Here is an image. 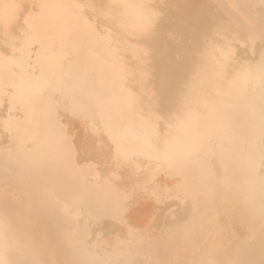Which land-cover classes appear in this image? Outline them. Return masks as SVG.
Instances as JSON below:
<instances>
[{
	"label": "bare ground",
	"instance_id": "6f19581e",
	"mask_svg": "<svg viewBox=\"0 0 264 264\" xmlns=\"http://www.w3.org/2000/svg\"><path fill=\"white\" fill-rule=\"evenodd\" d=\"M0 264H264V0H0Z\"/></svg>",
	"mask_w": 264,
	"mask_h": 264
}]
</instances>
